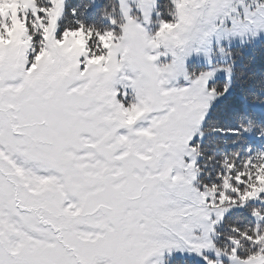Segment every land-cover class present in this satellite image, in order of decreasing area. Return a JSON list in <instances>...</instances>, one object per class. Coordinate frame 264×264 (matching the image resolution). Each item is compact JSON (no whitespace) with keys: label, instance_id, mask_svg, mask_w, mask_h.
<instances>
[{"label":"snow or ice","instance_id":"1","mask_svg":"<svg viewBox=\"0 0 264 264\" xmlns=\"http://www.w3.org/2000/svg\"><path fill=\"white\" fill-rule=\"evenodd\" d=\"M0 264H264V0H0Z\"/></svg>","mask_w":264,"mask_h":264}]
</instances>
